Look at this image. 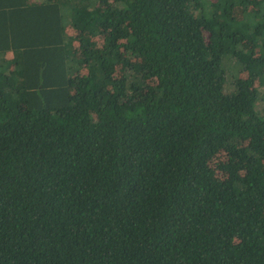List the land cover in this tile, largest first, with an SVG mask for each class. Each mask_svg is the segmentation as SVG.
Listing matches in <instances>:
<instances>
[{"label":"trees","instance_id":"1","mask_svg":"<svg viewBox=\"0 0 264 264\" xmlns=\"http://www.w3.org/2000/svg\"><path fill=\"white\" fill-rule=\"evenodd\" d=\"M0 264H264V0H0Z\"/></svg>","mask_w":264,"mask_h":264},{"label":"rangeland","instance_id":"2","mask_svg":"<svg viewBox=\"0 0 264 264\" xmlns=\"http://www.w3.org/2000/svg\"><path fill=\"white\" fill-rule=\"evenodd\" d=\"M225 69H226V74H227V76H229V65H228V63H225ZM233 77V76H232Z\"/></svg>","mask_w":264,"mask_h":264}]
</instances>
